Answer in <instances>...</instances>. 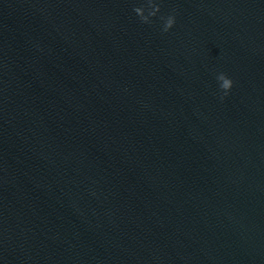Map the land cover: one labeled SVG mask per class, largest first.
Segmentation results:
<instances>
[{
	"label": "water",
	"instance_id": "1",
	"mask_svg": "<svg viewBox=\"0 0 264 264\" xmlns=\"http://www.w3.org/2000/svg\"><path fill=\"white\" fill-rule=\"evenodd\" d=\"M156 2L0 0V264H264V0Z\"/></svg>",
	"mask_w": 264,
	"mask_h": 264
},
{
	"label": "clouds",
	"instance_id": "2",
	"mask_svg": "<svg viewBox=\"0 0 264 264\" xmlns=\"http://www.w3.org/2000/svg\"><path fill=\"white\" fill-rule=\"evenodd\" d=\"M160 9V4L156 0H146V3L142 6H134L133 11L137 14L142 23H151V17L155 16ZM164 20L162 31L167 32L175 24V16L168 15L167 17H161ZM219 88L222 90L223 95L227 96L233 86V80L224 72H220L216 77Z\"/></svg>",
	"mask_w": 264,
	"mask_h": 264
}]
</instances>
